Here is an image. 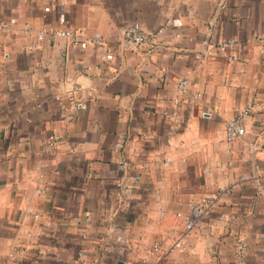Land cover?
<instances>
[{"label":"crops","instance_id":"1","mask_svg":"<svg viewBox=\"0 0 264 264\" xmlns=\"http://www.w3.org/2000/svg\"><path fill=\"white\" fill-rule=\"evenodd\" d=\"M0 24V264H264V0H0Z\"/></svg>","mask_w":264,"mask_h":264},{"label":"built area","instance_id":"2","mask_svg":"<svg viewBox=\"0 0 264 264\" xmlns=\"http://www.w3.org/2000/svg\"><path fill=\"white\" fill-rule=\"evenodd\" d=\"M16 20H12V24H14ZM10 25L8 24H0V29H7ZM25 31L29 32V26H25ZM163 30H159V34L162 33ZM62 38L67 40L71 45L86 49L90 45L95 47H101L105 48V53L103 54V58L107 60H112L113 54L111 47L104 42L101 38H93V39H86L83 37L82 33L79 31L71 30V29H57L54 27H48L44 28L39 33V39L44 40L45 38ZM123 40L128 43L132 44L136 47H143V46H149L153 47L155 44V36L152 34H149L145 32L143 27L138 23H130L126 24L123 27ZM258 41L260 45L262 46V49L264 50V35H261L258 38ZM237 46V41L234 39H229L221 42L218 46L219 52H227L229 50L234 49ZM189 87V81L187 79H179L178 81V89L180 92L185 93ZM78 107H84V105L81 102L77 103ZM207 114V112L205 113ZM250 114V109H245L238 114L231 120H229L225 125V137L226 141L230 144L235 143L238 139L243 137L246 133L245 127L243 125L244 119ZM50 144H52L53 141H55V137L51 136L50 138ZM263 178H264V171H263ZM41 192V190H39ZM186 222V233L190 232L194 229V227L197 225L198 217L195 215L186 216L185 217ZM175 247L177 249H184L185 247V239L180 238L175 243ZM244 248H242L243 250Z\"/></svg>","mask_w":264,"mask_h":264}]
</instances>
